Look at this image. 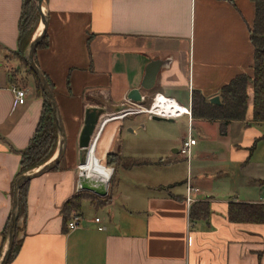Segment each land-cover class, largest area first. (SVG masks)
I'll use <instances>...</instances> for the list:
<instances>
[{"label":"crops","instance_id":"crops-1","mask_svg":"<svg viewBox=\"0 0 264 264\" xmlns=\"http://www.w3.org/2000/svg\"><path fill=\"white\" fill-rule=\"evenodd\" d=\"M43 6L46 40L34 62L52 84L65 149L57 168L28 183L25 215L15 232L20 243L6 264H264V224L228 218L230 204L264 205V122L252 120L251 84L245 119L227 124L224 134L219 121L192 115L160 122L144 114L108 119L134 105L127 96L135 89L144 102L160 94L191 109L194 92L207 101L220 99L233 78L251 77V0H43ZM21 8L22 0H0V261L19 152L42 109L33 77L10 57L18 47ZM154 60L162 66L153 88L144 90L145 68ZM11 75L22 78L20 86ZM14 89L26 92L23 104ZM92 108L105 118L94 150L111 170V182L83 180L107 194L83 198L79 212L64 219V203L79 194L78 166L86 152L78 139ZM140 116L147 124L181 126H153L145 148L130 151L122 132L135 133L128 127L144 122ZM189 127L196 145L188 164L178 149ZM108 154L115 162L107 163ZM187 181L197 189L193 204L207 207L205 218L190 219ZM74 216L79 225L68 230Z\"/></svg>","mask_w":264,"mask_h":264},{"label":"trees","instance_id":"trees-1","mask_svg":"<svg viewBox=\"0 0 264 264\" xmlns=\"http://www.w3.org/2000/svg\"><path fill=\"white\" fill-rule=\"evenodd\" d=\"M254 5V19L249 27L250 42L254 51V61L252 66V76L240 74L233 78L228 84L224 85L220 92V104L214 105L207 101L198 92L192 94V108L191 115L194 118H201L210 121L220 122V133L224 134V129L230 122L243 121L247 108V87L252 86L253 91V117L252 120L256 123L264 122V0H251ZM40 18L34 0H22V8L19 22L18 47L13 53L17 61L24 62L26 72L34 79L35 89L38 96L42 99V109L38 119L35 131L30 138L28 146L19 152V168L15 180L28 172H31L40 166L44 165L54 155L57 147V130L52 114L51 107L40 87V84L28 68L23 53L32 39L33 32L30 28L37 23ZM46 35L39 42L37 49L45 44ZM36 49V50H37ZM45 77V76H44ZM46 78V81L52 91V84ZM12 82L16 83L17 79L11 75ZM21 79V83H22ZM53 93V92H52ZM115 156L108 154L107 163L111 164L115 161ZM130 166V165H128ZM57 168V166L55 167ZM54 168V169H55ZM53 169V170H54ZM14 182L12 183V193L14 189ZM28 183L20 186L17 198L18 219H22L25 215L26 207V192ZM88 195V194H87ZM90 195L87 196V198ZM81 194H77L64 203L62 213L64 219L73 212H79ZM90 198V197H89ZM93 198V197H92ZM95 198V197H94ZM93 198V200H95ZM107 199L99 201L104 203ZM208 214L207 207L202 204H193L190 208V219L196 217L205 218ZM228 218L236 223H255L264 224V205L262 204H247V203H233L228 207ZM10 217L1 233L2 241L5 242L9 228ZM19 228H16V232ZM20 241L17 240V235L14 237L12 248L8 260L17 252Z\"/></svg>","mask_w":264,"mask_h":264},{"label":"water","instance_id":"water-1","mask_svg":"<svg viewBox=\"0 0 264 264\" xmlns=\"http://www.w3.org/2000/svg\"><path fill=\"white\" fill-rule=\"evenodd\" d=\"M37 10L40 15V25L42 26L40 32L37 34V36H33L31 41L29 42L28 46L26 47L24 51V60L28 66V68L33 72V74L36 76L40 87L51 107L52 114L54 117L56 130H57V136H58V149L57 152L54 153L52 158L47 161L44 165L40 166L39 168L35 169V171L28 172L26 174H23L19 176L15 182H14V189H13V199H12V209H11V215H10V223L9 228L7 232V246L6 250L3 253V256L1 258L0 264H6L10 255V251L12 248V244L14 241V236L16 232V228L21 226L22 219H18L17 215V207H18V198L17 193L20 188L25 183H29L32 179L38 178L50 171H52L60 162L61 158L64 155V149H65V133L62 126V121L58 112V108L56 105V101L54 98V95L46 81V78L44 77L43 73L40 71V69L36 66L34 62V53L37 49V46L39 42L42 40V38L45 35L46 30V16L43 6V0H34ZM39 25V26H40ZM162 66V62L160 60H154L150 61L148 65L145 68V73L143 80L141 82L140 87L144 90H151L155 84L156 76ZM127 99L132 104H142L144 102V99L141 97L139 90L135 89L130 91V93L127 96ZM209 102L214 105L220 104V99L218 96L212 97ZM102 119V114L96 109H88L85 112V118H84V124L82 127V130L79 135L78 139V147L81 150H84L86 152V158L91 148H93L94 143L97 139L98 135V127L100 124V121ZM152 120L154 121H171L167 119H163L160 117L152 116ZM83 183V180H81ZM82 191L86 193H90L96 197H105L106 196V189H91V187L86 184L85 182L82 184ZM19 236V235H18Z\"/></svg>","mask_w":264,"mask_h":264},{"label":"built area","instance_id":"built-area-1","mask_svg":"<svg viewBox=\"0 0 264 264\" xmlns=\"http://www.w3.org/2000/svg\"><path fill=\"white\" fill-rule=\"evenodd\" d=\"M14 95H15V100L18 104H23L25 99H26V92L23 89H14L13 90ZM164 97L166 98L168 101H170L172 103V105L174 106H180L174 99L165 97L163 95L160 94H155L153 96L152 102L154 100H156L158 97ZM182 110L176 109L174 112L171 113V115L169 116H162L159 115L157 113H155L152 110V103L149 107H144L141 104H134L133 106H129L127 108H122L119 111L111 114L108 119L109 120H121L123 118H126L128 116H135V115H140V114H144L147 115L149 117L155 116V117H160L163 119H177L183 116H187L189 118V120H191V109L190 108H186V107H182ZM196 145V139L192 137L191 135V127L188 128V133L187 136L182 140L180 148L178 149V154L183 157L186 162L189 164L192 158V149L193 147ZM94 147V146H93ZM87 162V158L85 159L84 162H82L79 166H78V170L80 171L79 173V177H78V183H77V193L83 192L82 191V181H81V170H82V165L83 163ZM107 169V168H106ZM197 192V189H195L194 187H192L189 182L187 181V185H186V198L185 201L187 203V205L191 206L194 203V200L192 198L193 193ZM80 217L78 216H74L72 218V220L67 224V229L68 230H74L75 228L78 227L79 225V219ZM96 223H99L100 220L99 218H95L94 220ZM103 227H98V230H102Z\"/></svg>","mask_w":264,"mask_h":264},{"label":"rangeland","instance_id":"rangeland-1","mask_svg":"<svg viewBox=\"0 0 264 264\" xmlns=\"http://www.w3.org/2000/svg\"><path fill=\"white\" fill-rule=\"evenodd\" d=\"M39 25H40V18H38L37 23L34 24V26H32L30 28V31L33 32V36L34 35L37 36L36 30L39 28ZM10 57L22 69H25V71L27 70L26 67H25L24 62L22 63V62L17 61V59L15 58V56H14L13 53L10 54ZM23 57H24V53H23ZM19 79L15 83V85H17V86H20L21 85V79L22 78H19ZM152 99H153V96L151 98H149L147 101H145L144 104H143V106L144 107H149L151 105V103H152ZM124 108H127V107H124ZM128 117H131V116H128ZM144 117L145 116H140V117L137 118L139 120H143L144 121L141 124H136V123L135 124H130V127H128V128H130L132 130L135 129L136 130L135 133L132 134V133L128 132L127 128L123 129V132L122 133H123V136H125V139H126V148H127V150L130 149V151H132L133 150V147H134V149L135 148L138 149L139 147L145 148V146L147 145L146 142L148 140L149 135L155 133V130L152 129L153 126H155V127H162V126L167 125V126H170V127H173L174 126L176 129H180V126H181L180 123H179V121H177L175 124H165V123H156V122H152V121L149 120V123L147 124V122H145L146 121V118H144ZM129 121H131V118H129V120H126V122H129ZM138 125H139V128H138ZM194 135H195V133H194ZM110 161H115V160L114 159L113 160L110 159ZM109 182H111V179H109ZM109 182H108V185H109ZM79 194H81L82 197H84V198H87L88 195H90L89 196L90 198H92V197L94 198V196L92 194H90V193L80 192ZM83 201L84 202L82 204V212L83 213L84 212L87 213V212H89L88 211L89 202H88L87 199H84Z\"/></svg>","mask_w":264,"mask_h":264},{"label":"bare ground","instance_id":"bare-ground-1","mask_svg":"<svg viewBox=\"0 0 264 264\" xmlns=\"http://www.w3.org/2000/svg\"><path fill=\"white\" fill-rule=\"evenodd\" d=\"M41 28H42V26L40 25L39 28L37 29L36 34H38L40 32ZM176 109L182 110V108L180 106L172 105V103L164 97L159 96L156 100H154L152 102V110L155 113L162 115V116L163 115L169 116ZM104 121H105V118H102L100 121L98 129H100L102 127ZM102 160H103V158H102ZM87 166L88 167H94V168L89 170ZM110 175H111V170L106 169L103 165L99 164L97 157L95 155L94 147L91 148L88 155H87V162L83 163V165H82L81 180H88V181H94V182H109Z\"/></svg>","mask_w":264,"mask_h":264}]
</instances>
